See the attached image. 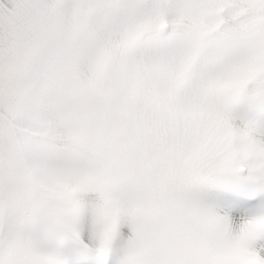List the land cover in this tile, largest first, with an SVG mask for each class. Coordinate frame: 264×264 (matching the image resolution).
I'll use <instances>...</instances> for the list:
<instances>
[{
    "label": "snow or ice",
    "instance_id": "1",
    "mask_svg": "<svg viewBox=\"0 0 264 264\" xmlns=\"http://www.w3.org/2000/svg\"><path fill=\"white\" fill-rule=\"evenodd\" d=\"M0 264H264V0H0Z\"/></svg>",
    "mask_w": 264,
    "mask_h": 264
}]
</instances>
